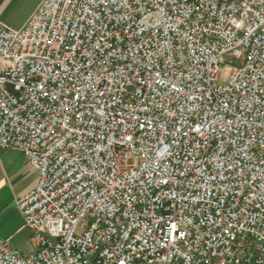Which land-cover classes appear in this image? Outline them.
<instances>
[{
  "label": "built area",
  "instance_id": "obj_1",
  "mask_svg": "<svg viewBox=\"0 0 264 264\" xmlns=\"http://www.w3.org/2000/svg\"><path fill=\"white\" fill-rule=\"evenodd\" d=\"M9 148L39 172L18 200L34 251L0 240V264H264V0H43L0 23Z\"/></svg>",
  "mask_w": 264,
  "mask_h": 264
},
{
  "label": "crops",
  "instance_id": "obj_2",
  "mask_svg": "<svg viewBox=\"0 0 264 264\" xmlns=\"http://www.w3.org/2000/svg\"><path fill=\"white\" fill-rule=\"evenodd\" d=\"M42 1L0 0V23L21 29ZM38 181V170L20 151L0 150V240H8L25 253L34 251L33 231L25 224L18 200L34 190Z\"/></svg>",
  "mask_w": 264,
  "mask_h": 264
},
{
  "label": "rangeland",
  "instance_id": "obj_3",
  "mask_svg": "<svg viewBox=\"0 0 264 264\" xmlns=\"http://www.w3.org/2000/svg\"><path fill=\"white\" fill-rule=\"evenodd\" d=\"M232 66H225L224 68H223V76H222V83L223 84H227V82H228V80H229V77H230V74H231V72H232ZM30 248V247H29ZM28 248V249H29Z\"/></svg>",
  "mask_w": 264,
  "mask_h": 264
}]
</instances>
